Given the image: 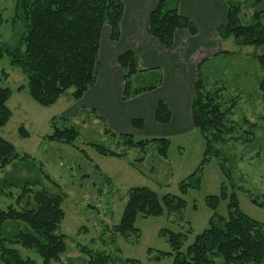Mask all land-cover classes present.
Segmentation results:
<instances>
[{
    "label": "trees",
    "instance_id": "16d2710c",
    "mask_svg": "<svg viewBox=\"0 0 264 264\" xmlns=\"http://www.w3.org/2000/svg\"><path fill=\"white\" fill-rule=\"evenodd\" d=\"M178 1L160 0L149 16L148 35L166 50L172 49L176 31L184 30L191 36L198 33L190 19L179 13ZM220 1L227 6L228 12L225 23L216 29L218 37L222 41L232 38L238 46H264L263 11L258 9L264 0ZM246 8L254 10L249 13L247 22L243 21ZM122 13V0H14L13 22L21 20L25 31L17 44H0V59L7 57L12 66L21 70L27 79L28 94L38 105H53L70 88L73 89L72 98L79 101L96 82L95 68L103 30L106 27L109 29L112 42L118 43L120 40ZM3 22L0 13V26ZM219 54L233 52L222 50ZM251 57L264 70V54L253 53ZM215 58L216 55L203 59L196 70L190 109L193 126L204 139L205 148L200 166L188 177V182L180 183L182 192L188 187L198 186L201 167L211 157L218 159L217 165L229 176L230 169L225 167L229 156L223 147L230 141L237 143L240 139L241 144L251 142V139H256V130L260 129L246 117L238 122L231 119L236 104L234 99L239 98L242 92L232 96L227 84L230 75L222 73L223 70L217 71L219 74H210L213 68L203 70L202 66L212 65ZM116 64L123 73V101L153 91L162 83L161 69L141 68L132 50L126 49L119 53ZM133 77L145 78L144 83L134 87L131 83ZM10 95L9 88H0V127L7 123L11 115L6 105ZM255 96L264 103V76L257 80ZM87 111L95 113L94 110ZM170 118L169 108L159 100L155 110L156 122L167 124ZM65 123L63 121L61 127H58L52 122L53 131L47 139L72 144L79 135L78 129ZM141 124V120H132L134 128L140 129ZM240 129L242 134H236ZM19 133L23 137L27 136L21 130ZM104 133L120 138L124 151L130 148L142 149L154 143L158 153L165 157L170 144V140L165 137L134 140L129 134L115 133L107 128ZM94 146L97 152L104 155L120 156L124 153H117L101 145ZM16 157L18 153L14 146L0 138V166L9 165ZM9 184L19 187L20 193L15 198V206L0 207V264H50L56 261L65 250L64 236L58 232L64 217L61 207L63 196L33 188L30 185H34V182L26 180ZM224 196L222 191L221 197ZM219 200L220 197L215 195L206 198L208 207L214 211L209 226L196 234L185 250L182 247L186 235L166 231L174 254L171 264H264V225L240 210L234 192L229 196L226 216L215 212ZM250 201L257 206H264L263 202L252 195ZM185 205L186 201L179 196H159L148 187H132L120 221L113 227V231L123 237L133 234L138 239L139 232L134 225L138 216H160L164 209L170 214ZM14 245L37 253L41 263L23 257ZM90 256L91 264H109V255L105 253L99 251Z\"/></svg>",
    "mask_w": 264,
    "mask_h": 264
},
{
    "label": "rangeland",
    "instance_id": "374dc122",
    "mask_svg": "<svg viewBox=\"0 0 264 264\" xmlns=\"http://www.w3.org/2000/svg\"><path fill=\"white\" fill-rule=\"evenodd\" d=\"M13 4L14 0H0V13L4 19L0 26V44L9 46L17 44L25 31L21 20L13 22ZM244 12L243 21L247 22L250 9L246 8ZM104 34L103 31L100 47L104 40L105 43L110 41ZM222 47L233 54H217L214 63L203 65V70L213 68L210 74H219L217 71L223 70L222 73L230 75L227 84L232 96L242 92L234 99L236 104L231 119L238 122L246 117L260 129L256 130V139L251 142L241 144L240 139L223 147L229 156L225 163L226 169H230L229 176L217 165L218 159L211 157L201 167L198 186L188 187L185 192L181 191L180 183L188 182V177L200 166L205 145L199 131L187 125L184 114L181 132L165 126V130H171L166 132L167 136H156L170 140L165 157L158 153L154 143L142 149L124 151L120 138L104 133L108 124L89 113L87 110L91 108L80 107L72 98V88L60 95L53 105L40 106L30 98L27 79L21 70L12 66L7 57L0 59V88L11 91L6 102L11 115L0 127V138L10 142L18 153L12 163L0 166V207L15 206L20 189L9 184L13 182H34L30 185L33 188L63 196L64 217L58 232L64 236L65 250L50 264H91L90 255L99 251L109 255V264H171L174 254L166 231L184 233L182 250H185L195 235L209 226L214 211L208 207L206 198L212 195L220 197L215 210L217 214L227 215L229 196L234 192L240 210L264 225V206L250 201L252 195L264 203V103L255 96L257 80L264 76V70L251 57L253 53L264 54V46H238L230 38ZM97 70L95 68V75ZM144 80L133 77L131 83L137 87ZM63 121L78 129L79 135L72 144L47 139L53 131L52 122L61 127ZM20 130L27 136H21ZM110 131L118 133L114 129ZM236 134L241 135L242 130ZM131 136L134 140L150 139L139 134ZM94 145L124 153L104 155L97 152ZM24 156L28 158L23 159ZM140 186L150 188L159 196H179L186 205L170 214L164 209L160 216H138L134 225L139 238L133 234L123 237L113 231V227L120 221L129 190ZM222 191L224 197H221ZM9 193L12 197L7 196ZM14 246L23 257L41 263L34 251Z\"/></svg>",
    "mask_w": 264,
    "mask_h": 264
},
{
    "label": "crops",
    "instance_id": "0c3cea01",
    "mask_svg": "<svg viewBox=\"0 0 264 264\" xmlns=\"http://www.w3.org/2000/svg\"><path fill=\"white\" fill-rule=\"evenodd\" d=\"M159 1L122 0L120 40L118 43L106 41L109 44L104 40L96 67L98 80L78 101L80 107L94 110V114L108 124L109 130L150 138L167 136L166 132L173 128L181 132L183 114L187 117V125L193 126L190 108L197 67L203 59L211 58L224 50L222 46L226 40L222 41L216 32L217 27L225 23L228 12L222 1L179 0V13L190 19L198 33L191 36L184 30L176 31L171 50L163 49L148 35L149 16ZM258 9L263 11L264 23V4ZM253 11L251 9L250 14ZM103 31L108 39L109 29L106 27ZM126 49L135 52L141 68H160L162 83L153 91L123 101V73L116 64V57ZM159 100L170 110L171 118L167 124H160L155 120ZM133 119L141 120L140 129L132 126ZM165 126L171 127V130H165Z\"/></svg>",
    "mask_w": 264,
    "mask_h": 264
}]
</instances>
